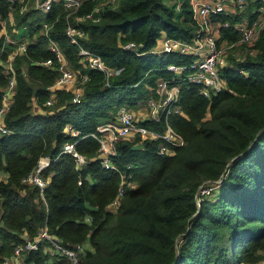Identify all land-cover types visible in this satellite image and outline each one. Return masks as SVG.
<instances>
[{"label": "trees", "instance_id": "1", "mask_svg": "<svg viewBox=\"0 0 264 264\" xmlns=\"http://www.w3.org/2000/svg\"><path fill=\"white\" fill-rule=\"evenodd\" d=\"M100 0H85L68 18L60 2L47 10L0 0V60L13 47L4 41L25 35L27 49L13 59L15 87L2 114L7 131H0V261L15 244L34 238L43 226L65 245L88 241L79 264H251L263 257L264 249V31L255 42L257 52L238 51L220 68L226 86L209 96L199 85L166 68L169 62L189 64L194 56L176 52L156 53L151 48L158 36L190 38L194 23L188 0L176 12L165 0H117L102 6L98 19L76 16L91 10ZM263 0H248V16ZM13 15L9 22L8 15ZM220 37L236 40L232 23ZM48 35L58 41L69 63L88 73L77 101L69 88H57L51 104L47 84L57 76L54 64L41 61L52 56ZM67 21L80 28L78 43L97 51L107 66L118 70L104 84V74L83 66L78 44L66 34ZM138 43V54L125 44ZM173 79L180 85V110L169 122L184 143L171 154H159L160 139L123 137L117 142L115 168L104 167L97 158L99 142L91 135L96 125L112 116L117 104L137 108L157 78ZM8 79L0 62V104ZM43 109L35 111L33 102ZM161 130L163 121L142 120ZM71 124L78 130H66ZM75 141L85 157L61 151ZM49 156L43 168L47 180L39 186L22 180L38 162ZM127 185L116 209L109 202L116 194L121 174ZM78 179L81 181L78 182ZM217 184L197 199L201 186ZM212 186V185H211ZM26 263L68 264L42 239L26 251Z\"/></svg>", "mask_w": 264, "mask_h": 264}, {"label": "built area", "instance_id": "2", "mask_svg": "<svg viewBox=\"0 0 264 264\" xmlns=\"http://www.w3.org/2000/svg\"><path fill=\"white\" fill-rule=\"evenodd\" d=\"M9 5L16 4L20 12H24L29 7L37 10L47 11L54 3L60 2L65 17L68 18L74 13L85 0H6ZM117 0H100L95 6L82 14L76 16L77 20L87 17L98 19V11L102 6L113 4ZM191 12V19L194 23L193 35L186 39L169 35L162 32L156 43L151 48V51L156 53L161 52H176L181 54H191L194 56L189 64H179L169 62L166 68L176 73L183 72L187 67L190 68L186 73V78L199 85L201 92L209 96L212 92L218 91L225 87V79L220 74V68L228 63L227 53L235 49L239 43L246 45V50L250 53L257 52L255 42L264 31V2L260 3L253 9L252 16H246V19H237L232 23V26L238 32L236 40H229L220 37V29L231 24L228 18H217V14H236L247 6L248 0H188ZM264 1V0H263ZM167 4H173L176 12L182 9V0H165ZM9 22H13V15H8ZM48 37V47L52 51V56H49L41 61L43 64H54L58 73L55 79L47 84L49 95L45 99V104H51L55 100V91L57 88H69L73 94V100L77 101L83 92L85 83L89 76L86 71H81L73 67L62 47L53 37L48 35L47 29L49 23L42 22ZM4 28V41L13 43V47L7 51L6 58L0 60L4 71L8 73V79L2 93L0 104V115L3 114L7 107V102L4 100L6 94L13 92L15 87V70L13 67V59L16 54H22L27 49V37L25 35L11 36L5 29V20H1ZM66 34L71 42L78 44V54L81 62L86 68H94L102 71L104 74V84L109 85L110 77L118 70L117 68L107 66L102 56L95 50L78 43V34L80 28L67 21L65 27ZM125 47L133 49L140 54L138 43L133 40L128 41ZM145 97L138 102V109L144 111V116L140 118L136 116L135 111L126 103L117 104L112 112V116L106 120L99 122L96 125V130L91 132V135L97 138L99 142L97 158L106 168H115L113 158L117 153V142L128 134L138 135L140 137H150L160 139L157 146L159 154H171L174 152V147L184 143V139L170 124L169 116L171 112L180 110L179 106V90L180 85L173 79L159 77L155 84L148 88ZM153 119L161 120L164 126L161 130L151 128L143 124L142 120ZM66 130L72 135H76L78 130L71 124L66 125ZM0 131H7L4 123L0 120ZM75 141L66 142L61 151L71 152L75 156L77 165L85 162V157L75 149ZM51 161L49 156H40L37 164L23 176L22 180L27 183L36 184L42 192L47 180L42 174V170ZM2 170H0V178H2ZM81 180L78 179V182ZM131 180H127L124 173L121 174L116 194L109 202V207L116 209L121 201L127 185H133ZM212 185V186H211ZM204 185L198 190L197 199H200L203 194L209 193L217 184ZM46 239L52 246L54 251L59 256L66 258L68 264H79L82 256L85 254L87 247L84 242H77L71 246L65 245L61 238L47 230L43 226L39 233L32 239L26 238L23 242L14 245L10 255L0 261V264H11V258L24 257L26 251L36 249L38 243ZM263 257L251 264H264V249L260 250ZM32 264V263H30Z\"/></svg>", "mask_w": 264, "mask_h": 264}, {"label": "crops", "instance_id": "3", "mask_svg": "<svg viewBox=\"0 0 264 264\" xmlns=\"http://www.w3.org/2000/svg\"><path fill=\"white\" fill-rule=\"evenodd\" d=\"M254 9V8H253ZM237 52L238 51H236L235 53H234V55H237ZM11 98H13V96H11V92H10V94H6L5 96H4V100L7 102V104L11 101ZM33 109L35 110V111H42L43 109L41 108V106L39 105V104H37L35 101L33 102ZM144 111L142 110V109H138L137 110V117H141V116H144ZM0 120L2 121V114L0 115ZM134 135L133 134H128L126 137H133ZM6 175V172L5 171H3L2 172V177H4ZM87 248H90L91 247V245H90V243L88 242V241H85V244H84ZM9 262L11 263V264H30V263H26L25 261H24V259H23V257H19V258H11L10 260H9Z\"/></svg>", "mask_w": 264, "mask_h": 264}, {"label": "rangeland", "instance_id": "4", "mask_svg": "<svg viewBox=\"0 0 264 264\" xmlns=\"http://www.w3.org/2000/svg\"><path fill=\"white\" fill-rule=\"evenodd\" d=\"M114 3H116V1H115ZM17 9H18V7H17ZM247 11H248V10H247V7H244V8L241 10V12L238 14V15L240 16V19H246V16H247V14H248ZM5 28L7 29L6 26H5ZM245 50H246V45H245V44H242V43H239V44H237V45L235 46V49L230 50V51L227 53V56L229 57L230 55H231V56L234 55V53H235L236 51L244 52ZM133 110L135 111L136 116H137L136 108H133Z\"/></svg>", "mask_w": 264, "mask_h": 264}]
</instances>
